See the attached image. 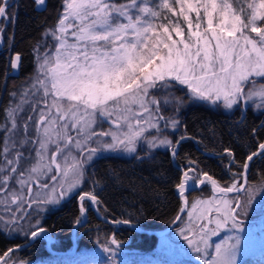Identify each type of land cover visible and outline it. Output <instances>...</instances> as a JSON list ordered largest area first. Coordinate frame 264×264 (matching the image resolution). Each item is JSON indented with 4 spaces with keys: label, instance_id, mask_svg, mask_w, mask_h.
<instances>
[{
    "label": "snow or ice",
    "instance_id": "1",
    "mask_svg": "<svg viewBox=\"0 0 264 264\" xmlns=\"http://www.w3.org/2000/svg\"><path fill=\"white\" fill-rule=\"evenodd\" d=\"M36 5L44 10L46 0H36ZM61 5L56 25L42 34L56 41L54 48L45 45L42 53L39 47L34 49L39 60L34 82L6 110L0 124V223L5 231H23L21 221L31 218L27 209L59 204L76 190L80 191L75 223H86L89 207L99 210L104 204L97 194V189L103 190L99 180L89 178L91 190H82L87 182L85 165L104 150L136 153L148 128L178 130L181 122L165 118L164 108L179 113L191 101L241 112L253 102L264 109V83L258 82L264 81V0H61ZM11 7L10 0H0V17H6ZM20 61L16 54L12 67ZM180 91L187 100L176 94ZM144 114L147 118L141 120ZM159 120H164L163 129ZM104 122L109 123L108 130L97 131ZM259 127L264 130V122ZM251 134L256 138L257 129ZM186 138L144 137L149 151L137 158L151 159V150L159 148L175 157ZM223 154L229 159L227 167L239 163L232 148H224ZM254 158L264 160V141L258 140L257 150L246 154L226 187L207 172H197L198 165L182 172L178 195L184 196L189 181L195 180L210 184L214 191L210 199L194 201L186 228L181 229L204 264H237L240 237L227 236L218 243L211 238L224 229L242 227L239 217L245 209L239 194L251 192L245 184ZM57 175L58 188L42 182L56 181ZM45 190L47 195L40 199ZM229 193L237 195L228 198ZM184 203L187 207V198ZM47 232L37 220L23 234L34 241ZM110 245L116 247H102L114 257L120 246L114 234ZM22 247L0 254V264H29L12 259Z\"/></svg>",
    "mask_w": 264,
    "mask_h": 264
},
{
    "label": "trees",
    "instance_id": "2",
    "mask_svg": "<svg viewBox=\"0 0 264 264\" xmlns=\"http://www.w3.org/2000/svg\"><path fill=\"white\" fill-rule=\"evenodd\" d=\"M10 3L12 7L7 11L8 21L3 18L0 20V29H3L0 34V124L5 122L6 110L23 89V81L33 74L34 49L43 38L42 34L56 25L62 10L61 0H47V6L42 11L34 8L33 0H10ZM15 53L21 56V70L17 77L8 75L10 59ZM237 110L235 108L232 113L226 114L202 104L189 106L181 111V127L173 135L174 140L181 135L187 137L180 143L175 157L167 149L159 148L151 150V159H138L137 154L144 157L145 152L149 151L142 145L132 155H97L90 164L85 165L87 182L82 185V190H91L89 178L99 180L103 190L97 189V194L104 207L97 211L102 216L111 220H130L145 229L166 228L182 206L176 185L182 182L183 171L198 165L197 172H207L221 186L226 187L231 183L233 173L240 171L239 164L243 163L246 154L257 150L258 140L264 141V130L259 127L264 122V109L255 111L247 107L243 112ZM253 128L257 129L256 138L251 134ZM2 136L3 131L0 130ZM224 148L233 149L238 164L227 167L229 159L223 154ZM254 159L245 185L252 190L251 197L257 195L260 188L264 192V160ZM193 161L195 164L190 163ZM59 180L55 183L57 188ZM197 181H189V185ZM76 191L78 194L80 190ZM243 193L239 194L242 203ZM77 194L65 197L59 204L33 205L27 209L31 218L21 221L23 231H5V226L0 223V254L26 242L28 237L23 233L33 228L39 220L40 225L48 229L50 234L49 250L45 246L48 236L45 234L44 238L32 240L29 245L16 251L12 259L26 260L29 264H112L113 259L116 264H134L135 260L136 264H144L138 261L139 258L153 250L158 237L136 231L126 224L102 221L91 207L87 213V222L76 226L75 220L79 215ZM211 194V188L206 183L185 194V197L189 202L193 197ZM43 195L40 194V199H43ZM85 206H88L87 202ZM244 209L239 219H252L258 212V209L257 212L250 210L251 207ZM183 217L184 214L176 226L164 235L170 241ZM113 234L120 241L114 257L102 247H116L110 245ZM241 264H264V251L246 258Z\"/></svg>",
    "mask_w": 264,
    "mask_h": 264
},
{
    "label": "rangeland",
    "instance_id": "3",
    "mask_svg": "<svg viewBox=\"0 0 264 264\" xmlns=\"http://www.w3.org/2000/svg\"><path fill=\"white\" fill-rule=\"evenodd\" d=\"M5 19V21H8V17H0ZM56 44V41L51 37H44L39 41L37 47H39L40 52H44L45 48L44 46L47 45V48L49 50L53 49ZM36 47V48H37ZM39 66V60L37 59V53L35 52V67L33 74L30 76V78L25 79L23 82V89H21V92H18V94L15 96L14 100L12 101V105L16 104L19 102L21 94L25 92V90H30V85L34 82V79L37 75V69ZM260 83H264V81H259ZM178 96H184L185 100H187V97L185 96V93L183 91L177 92L176 93ZM256 103H259L257 100ZM195 104H202L207 107H210L211 109L217 110V111H222L226 114H230L234 111L233 110H226L222 106L217 107V106H212L208 103L200 102V103H193L191 101H188V103L180 110L179 113H174L170 107L162 109V115L165 118L168 117H174L179 120V116L181 111L184 109L188 108L191 105ZM11 105V106H12ZM248 108L252 110H259L255 108L253 102H249ZM25 108H27V105H25ZM239 110V109H238ZM237 110V111H238ZM26 114V113H25ZM22 114V115H25ZM141 120L147 118V114H144L143 116L139 117ZM156 122V121H154ZM158 123L160 124L161 129H163L164 125V120H159ZM110 127L109 123L104 122L102 125H100L96 130L97 131H104L108 130ZM115 127V126H111ZM177 129H172L171 127L167 129H163V131H158L156 128H148L147 131L144 134V137L147 138H152L153 136H160L163 138V136H167L169 139H173V135L177 133ZM142 137L136 145V149L139 145H142L145 149H148L147 143H145V139ZM105 142H110L109 137H103L101 138ZM92 147H96V144H92ZM164 149V148H160ZM166 150V149H164ZM100 154H128L132 155L134 153H129L125 152L123 150H104ZM99 154V155H100ZM55 173V170H53V173H50L49 175H52ZM59 175H57V180L59 179ZM238 179V178H236ZM56 181H47V178H43L42 182H48L49 187L51 188L53 185H55ZM249 188V187H247ZM48 190L42 191L41 194L43 195V198H45V194L47 193ZM252 191V190H251ZM46 192V193H45ZM250 193H243V203L241 204V208L244 209L246 207H251L250 210L253 212H258L255 217L250 219V217H245V219L242 217L240 220L242 222V227L239 229L235 230H228L224 229L220 232L218 236H214L211 238L212 242L218 243L221 239L227 237V236H233L235 238L236 235L240 237L239 240V252L237 255V264H241L246 258L253 256L255 254H259L262 251H264V192H261V188L259 189L257 195H253L251 197V203L249 204V195ZM213 194L211 195H206L204 197L197 196L193 197L191 201L188 202V206L186 211L184 212V217L180 221V223L177 225L176 229L173 232V235L171 236V241L167 236H159L156 241V245L153 248V250L149 253H144L140 258L139 262H144V264H176V262H183L184 264H204L203 260L200 258V254L196 253L192 250V248L188 245L187 241L184 239V235H188L187 232L184 233V235H181V229L186 228V225L188 223V212L191 211V206L196 200H207L212 197ZM185 196V194H184ZM234 197L233 195H228V198ZM260 198V199H259ZM14 207V206H13ZM0 209V215H3V211ZM243 213V211H241ZM215 215V213H213ZM7 215H4V219L7 220ZM2 224V223H1ZM3 225V224H2ZM214 225H210L212 227ZM7 227H10L12 229L15 228L13 225H8ZM211 252L212 249H209ZM131 260V258H129ZM135 260L134 264H136Z\"/></svg>",
    "mask_w": 264,
    "mask_h": 264
},
{
    "label": "water",
    "instance_id": "4",
    "mask_svg": "<svg viewBox=\"0 0 264 264\" xmlns=\"http://www.w3.org/2000/svg\"><path fill=\"white\" fill-rule=\"evenodd\" d=\"M33 1H34V8H35L37 11H42V10H38L37 5H36V0H33ZM46 6H47V0H46ZM45 8H46V7H45ZM0 46H1V41H0ZM16 54H18V53L13 54L12 58L10 59V71L8 72V75L13 76V77H17V76H19V75H20V70H21V61H20L18 67H16V68H13V67H12V62H13V59H14V57H15ZM19 55H20V54H19ZM179 168H181V166H179ZM200 185H201V184H199L198 181H197L194 185H188V186H187V189H186V191H185L184 194H187V193H189V192L192 191V190L198 189V187H199ZM245 185H246V184H245ZM209 186H210V188H211L212 193L214 194V191H213L212 186H211L210 184H209ZM220 186H221V185H220ZM222 187H223V186H222ZM231 194H236V193H229V194H227V195H231ZM178 196L181 198L182 206H181V208H180L178 214L176 215V217L179 215L180 218H181V217L183 216L184 212H185L186 209H187V207H185V203H184L185 198H187V197H185V196H180V195H178ZM187 201H188V199H187ZM91 209L95 212V214H96V216H97L98 219H100V220H102V221H105V222H108V223H112L111 221H113V220L108 219V218L102 216V215L97 211V209H96L95 207H91ZM181 209H183V211H181ZM176 217L174 218V220H173V221H172V222H171L166 228L161 229V230L145 229V228H142V227L136 226V225H134L133 223H129V224H126V225L131 226V227H132L134 230H136V231H139V232H142V233H149V234H152V235H154V236H156V237H159V236H163V235H165V234L168 233L172 228H174V227L176 226V224H177V223L179 222V220H180V219L177 220ZM76 226H77V224H76ZM46 234H47L48 236H47V238H46L45 246H46V248L49 250L48 242H49V240H50V239H49L50 234H49L48 232H47ZM72 240H73V242H74V236H73V235H72ZM31 242H32V238H31V237H28V239H27L26 242H24V243H22V244H19V245H24V247H25V246L29 245ZM15 246H16V245H15ZM15 246H13V247H15ZM13 247H11V248H13ZM22 248H23V247H22ZM75 248H76V244H75V242H74V244H73V249H75Z\"/></svg>",
    "mask_w": 264,
    "mask_h": 264
}]
</instances>
